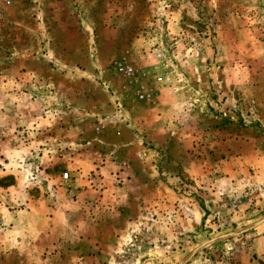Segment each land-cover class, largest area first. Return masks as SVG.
Returning a JSON list of instances; mask_svg holds the SVG:
<instances>
[{"label": "rangeland", "instance_id": "1", "mask_svg": "<svg viewBox=\"0 0 264 264\" xmlns=\"http://www.w3.org/2000/svg\"><path fill=\"white\" fill-rule=\"evenodd\" d=\"M8 1L0 264H264V0Z\"/></svg>", "mask_w": 264, "mask_h": 264}, {"label": "built area", "instance_id": "2", "mask_svg": "<svg viewBox=\"0 0 264 264\" xmlns=\"http://www.w3.org/2000/svg\"><path fill=\"white\" fill-rule=\"evenodd\" d=\"M8 3H9L8 0H0V5L8 4ZM125 73L130 74V73H131V70H125ZM63 179H64V180H67V179H68V174H65V175L63 176Z\"/></svg>", "mask_w": 264, "mask_h": 264}]
</instances>
